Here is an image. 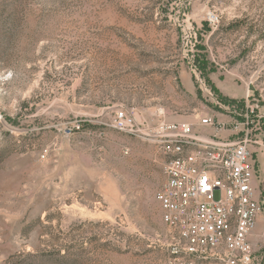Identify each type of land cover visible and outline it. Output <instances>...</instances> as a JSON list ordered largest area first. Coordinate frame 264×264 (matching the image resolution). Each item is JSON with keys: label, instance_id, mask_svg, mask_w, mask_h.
I'll use <instances>...</instances> for the list:
<instances>
[{"label": "rangeland", "instance_id": "obj_1", "mask_svg": "<svg viewBox=\"0 0 264 264\" xmlns=\"http://www.w3.org/2000/svg\"><path fill=\"white\" fill-rule=\"evenodd\" d=\"M245 110L261 148L264 0H0V264H173L165 157L115 114ZM251 242L264 264V216Z\"/></svg>", "mask_w": 264, "mask_h": 264}, {"label": "built area", "instance_id": "obj_2", "mask_svg": "<svg viewBox=\"0 0 264 264\" xmlns=\"http://www.w3.org/2000/svg\"><path fill=\"white\" fill-rule=\"evenodd\" d=\"M241 118L242 122L224 123L215 117L200 121L216 133L232 130L245 135L228 143L203 141L189 123L162 121L150 126L133 111L115 114L114 130L153 139L165 157V181L155 199L163 223L176 236L173 264H253L251 238L264 216V202L254 187L249 138L253 122L248 114Z\"/></svg>", "mask_w": 264, "mask_h": 264}, {"label": "crops", "instance_id": "obj_3", "mask_svg": "<svg viewBox=\"0 0 264 264\" xmlns=\"http://www.w3.org/2000/svg\"><path fill=\"white\" fill-rule=\"evenodd\" d=\"M247 88H248V86H247ZM247 88L244 91H242V92H240L238 94H233L232 95V94L227 93L228 94V97H230L232 99H245L246 96H247V92H246L247 91ZM245 111L247 112V110H245ZM248 112H247V114H248ZM142 114L143 115L140 118V120L141 121L149 122V125L150 126H155L156 124H158L159 122H162V121L165 122L163 120L165 118H163L161 115H158V112L152 114L153 115V118H154L153 121H151L150 119H149V121H147L146 113H142ZM200 121H198V122H191L189 124L193 125V127L195 128V133L198 134L199 137L203 141H209V140H211L210 137L215 136L217 140L222 141V142H228V143H236V142H238L239 138H238V136H236V134L232 130H226V131L221 132V133H216L214 129L207 128V127H203L200 124ZM167 122H171V121H167ZM171 123H188V122H171ZM226 123H228V122H226ZM253 144L258 145V146L261 145L259 142H253ZM250 148L252 149L251 151L253 152V154H254V152H258V156L257 157H259V159L261 160V162H264V145H262L261 148L254 147L253 145H251ZM253 148H254V150H253ZM254 187L257 189V187H256V180L254 181ZM258 199H259V197H258Z\"/></svg>", "mask_w": 264, "mask_h": 264}, {"label": "trees", "instance_id": "obj_4", "mask_svg": "<svg viewBox=\"0 0 264 264\" xmlns=\"http://www.w3.org/2000/svg\"><path fill=\"white\" fill-rule=\"evenodd\" d=\"M233 102V101H232ZM233 104V103H232Z\"/></svg>", "mask_w": 264, "mask_h": 264}]
</instances>
